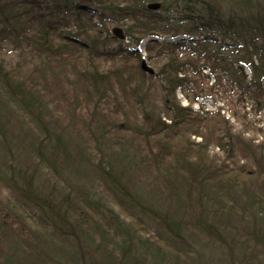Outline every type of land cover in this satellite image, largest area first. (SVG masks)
<instances>
[{
	"label": "trees",
	"instance_id": "trees-1",
	"mask_svg": "<svg viewBox=\"0 0 264 264\" xmlns=\"http://www.w3.org/2000/svg\"><path fill=\"white\" fill-rule=\"evenodd\" d=\"M203 70L264 114V0H0L16 264H264V131L193 110Z\"/></svg>",
	"mask_w": 264,
	"mask_h": 264
},
{
	"label": "rangeland",
	"instance_id": "rangeland-1",
	"mask_svg": "<svg viewBox=\"0 0 264 264\" xmlns=\"http://www.w3.org/2000/svg\"><path fill=\"white\" fill-rule=\"evenodd\" d=\"M147 42H145L143 46H146ZM124 46H127L126 43ZM118 48H120V45L117 40L116 42H110L101 47L103 50H117ZM140 51L143 53V47L141 49L139 47L138 52L140 53ZM149 66L152 65L149 63ZM202 72L205 75L208 74L206 70ZM200 82L202 83L201 88L209 91L203 95L206 97H201L196 104L191 105L193 110L201 109L211 114L219 113L220 117H223L227 122L226 128L230 129L234 134L245 132V134H247L246 138H254L259 141L262 140L258 135L260 131H264V114L257 113L256 109L247 102L240 103L233 97L229 98L228 95H225L220 86L213 83L214 80L210 75L207 80L203 78ZM177 98L182 106L188 105L179 91L177 92ZM195 141L197 142L198 140L195 139ZM210 150L211 155L218 154L219 157H222L221 153L219 154L216 149L211 147ZM10 196L9 190L3 187L0 191V225H4V229L6 226V229L0 238V264H7L13 261H15L13 264H16L18 262V255L16 251L17 244L15 242L17 240H21L24 243L25 241L30 242L31 235L35 233L24 215H19L17 211V213L14 211L12 204L7 199V197ZM24 210L25 211H22V213H32L30 212L31 210H27V208H24ZM18 217L21 218V223L17 220ZM121 217L125 221H128L124 216L121 215ZM6 233H8V235H4ZM224 260L225 258L219 252L214 253L213 261L215 264H224Z\"/></svg>",
	"mask_w": 264,
	"mask_h": 264
},
{
	"label": "water",
	"instance_id": "water-1",
	"mask_svg": "<svg viewBox=\"0 0 264 264\" xmlns=\"http://www.w3.org/2000/svg\"><path fill=\"white\" fill-rule=\"evenodd\" d=\"M149 8L155 10L156 8H158V6L152 5V6H149ZM111 33H112V37L118 41H123L125 39L122 30L119 28H113L111 30ZM141 68L146 73L151 74L153 72L152 69H150L145 63L141 65Z\"/></svg>",
	"mask_w": 264,
	"mask_h": 264
}]
</instances>
